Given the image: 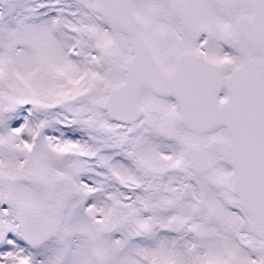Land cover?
Wrapping results in <instances>:
<instances>
[{
  "label": "snow or ice",
  "instance_id": "obj_1",
  "mask_svg": "<svg viewBox=\"0 0 264 264\" xmlns=\"http://www.w3.org/2000/svg\"><path fill=\"white\" fill-rule=\"evenodd\" d=\"M0 264H264V0H0Z\"/></svg>",
  "mask_w": 264,
  "mask_h": 264
}]
</instances>
